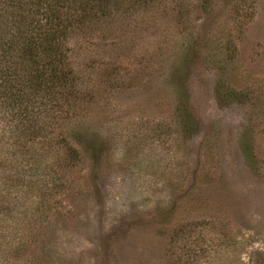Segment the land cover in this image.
<instances>
[{
    "label": "rangeland",
    "instance_id": "1",
    "mask_svg": "<svg viewBox=\"0 0 264 264\" xmlns=\"http://www.w3.org/2000/svg\"><path fill=\"white\" fill-rule=\"evenodd\" d=\"M250 1L242 28L222 0L191 11L197 54L186 68L165 23L69 38L92 108L71 127L82 161L56 187L35 260L264 264V0ZM109 31L113 43L100 39ZM218 87L241 100L220 102Z\"/></svg>",
    "mask_w": 264,
    "mask_h": 264
},
{
    "label": "trees",
    "instance_id": "2",
    "mask_svg": "<svg viewBox=\"0 0 264 264\" xmlns=\"http://www.w3.org/2000/svg\"><path fill=\"white\" fill-rule=\"evenodd\" d=\"M222 1L231 7L237 28L252 19L254 2ZM215 2L0 0V264H50L47 256L35 260L31 249L41 241L56 187L71 185L69 173L82 161L72 129L89 115L92 100L70 62L69 38L113 23L125 32L142 23L152 28L165 23L177 30L175 58L186 68L197 54L191 11L208 12ZM108 33L100 39L119 38ZM222 52L235 54L234 38ZM217 92L220 102L241 100L240 91L218 87ZM180 116L192 120L186 109ZM83 140L77 143L83 146Z\"/></svg>",
    "mask_w": 264,
    "mask_h": 264
}]
</instances>
